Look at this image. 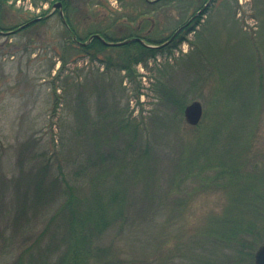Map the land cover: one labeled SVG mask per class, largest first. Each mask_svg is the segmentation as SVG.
I'll use <instances>...</instances> for the list:
<instances>
[{
  "label": "rangeland",
  "instance_id": "obj_1",
  "mask_svg": "<svg viewBox=\"0 0 264 264\" xmlns=\"http://www.w3.org/2000/svg\"><path fill=\"white\" fill-rule=\"evenodd\" d=\"M140 1L93 0L89 7L80 6L72 17L77 37L82 40L113 22L109 39L126 37L140 25V35L160 42L208 0H173L154 9L152 4L140 6ZM212 1L210 11L195 23L196 17L192 19L188 32L180 34L183 42L165 49L147 66H136L135 82L123 79L124 72L106 70L99 62L69 59L71 53L61 49L63 37H67L65 27L48 4L35 8L28 0H10L0 9V24L5 29L19 26L43 10L49 16L43 24L16 34H0V264H13L20 255L21 264L33 255L36 260L48 259L43 251L50 245L65 248L55 235L59 219L50 225L52 209L58 204L50 211L39 210L43 201L33 207L35 195L27 178L41 152L65 142L77 125L79 108L86 101L84 95L74 93L79 86L92 92L87 100L93 120L98 111L116 110L119 118L139 123L136 140L116 132L113 124L89 128L95 140L90 139L101 140L97 146L88 143L87 155L93 161L101 155L107 167L114 158L120 163L128 156L140 159L144 146L147 149L144 159L135 164L146 166L147 176L125 193L132 207L123 210L122 229L105 232L91 250L110 247L117 260L134 264H192V241L198 240L209 219L218 218L228 201L232 202L228 168L242 179L232 178L238 183V198L247 203L241 212L246 221L251 219V230L264 233V209H259L264 201V98L251 111V85L255 82L258 87L262 82L264 86V0ZM55 50L67 59L62 68ZM89 74L97 79L90 80ZM102 75L110 85L106 92L100 85ZM54 95H59L56 112L52 111ZM171 97L180 100L181 112ZM191 101L202 106L196 126L184 122L183 111ZM100 105L104 107L97 108ZM115 134L119 137L111 141ZM128 139L135 149L121 157ZM191 145L207 166L198 178L183 180L178 175ZM245 177L250 180L241 182ZM124 183L127 187L128 182ZM25 195L28 197L22 199ZM256 248L252 258L241 264H253ZM236 252L230 250L225 260ZM236 259L227 264H240Z\"/></svg>",
  "mask_w": 264,
  "mask_h": 264
},
{
  "label": "trees",
  "instance_id": "obj_2",
  "mask_svg": "<svg viewBox=\"0 0 264 264\" xmlns=\"http://www.w3.org/2000/svg\"><path fill=\"white\" fill-rule=\"evenodd\" d=\"M8 1L10 0H0V9L3 6H6ZM28 1L35 8H40L43 4H48L51 7L56 1L62 3L63 18L59 17L65 27L67 37H63L61 49L71 53L69 59L73 62L79 59H87L89 62H99V64L103 65L106 70L124 72L123 79L126 78L130 82H135L136 66H147L151 60L154 61L158 56L162 55L165 49L175 47L178 43L184 41V37H181L179 34L166 46L161 48L148 47L161 44L165 42L167 38L160 42L150 41L146 39L145 36L140 35V25L134 30V33L128 34L126 37L109 39L107 34L113 29L114 23L112 22L108 26L103 27L104 29L93 34H98L107 41L112 42L140 38L147 46L137 41H132L118 47H108L96 38H93L85 45H81L76 41L85 42L93 34L86 36L82 40L79 39L72 26V17L78 14L77 10L80 9V6L86 8L93 5L91 4L93 3V0ZM98 1L100 2V0ZM141 1L140 6L146 3L144 0ZM170 1L173 0H160L152 4L151 9H154L158 5L163 6L168 4ZM197 1L204 3V0ZM212 3L213 1L206 7L201 15L210 11V5ZM95 6L99 7L100 5ZM201 8L202 7H200V9ZM56 12L58 11L56 10ZM46 13L47 11L43 10L39 16L29 18L24 21L23 24L7 29L3 28L0 24V31H9V35H13L23 29L35 25L36 23L43 24L47 19H41L38 22H33V20L40 18L41 16L44 17ZM200 16L194 20V23L200 18ZM24 24H26V26L20 28V26ZM186 32H188V30ZM73 38L76 40H73ZM107 51H109V53L112 51L115 55L111 53L109 55ZM55 52L56 55H60L61 57L63 62L61 65L62 68L67 59L62 56L64 55L63 53L57 50H55ZM257 63H260L259 59ZM252 72H255L254 68L252 69ZM89 75H91L89 78L90 80L93 81L94 79H97L94 74ZM259 76L260 79H262L261 73ZM100 78L102 80L100 84L101 89H103V91L106 89L108 90L110 85L106 83V76L104 77V75H102ZM53 82L54 80L52 81V91L53 94H55L57 86L54 85ZM121 82L122 79L120 80V83ZM254 85H251V111L264 98V86L262 82L258 87L255 82ZM97 89L99 90L100 88L97 87ZM64 92L66 93L67 90H64ZM74 93L77 95H84L86 100L85 102H82L79 108L78 113L81 114V116L80 118L78 116L77 125L74 129L71 128V134L65 142H59L54 146L52 144V148L45 149V151L43 150V153L41 152L40 156L34 163L33 168L28 171L29 176L27 178L31 181V184L27 186L32 189V194L34 193L35 195V202H32L33 207L38 206L40 201H43L39 210L50 211L56 203L58 204L52 209L54 215L50 219V225L53 224L54 219H59V227L56 228L55 235L60 236L65 248L64 250L61 248L54 249L50 245L49 248H46L43 251V253L47 254L46 257L48 259L43 258L36 260V257L33 255V258H31L26 264H134L131 260H117V258L113 257L110 247H98L94 250H91V247L95 241L99 240V238L105 234V232L110 233L117 231V229H122L123 217L126 215V212H123V210L132 207V205L129 206V202L125 198V193L131 189L129 187H133L136 184L139 178H145L147 176L146 172H148V170L146 169V166L141 164L137 167L135 165L144 159L147 149L144 146V157H141L140 159H130L128 156L127 160L120 163L118 159L114 158L110 161V165L107 167H105V161L103 157H100L101 155L97 160L93 161L91 156L87 155L86 149L88 151L91 149L88 143L97 146V142L101 141L97 140V142H93L90 139H94L92 131L89 129L91 127L98 125L102 128L105 124H113V126L117 128L116 132L119 131V133H125L129 135L130 139L134 138L136 140L138 138L137 129L139 123L130 121L128 118H119L120 112L116 110H107L106 113L98 111L99 114L97 113V120H93L89 115L91 107H89V101L87 100L89 96H92V92L79 86ZM66 95H68V92ZM54 96V107L52 111L56 112L59 95ZM70 98L71 97H69L68 100H70ZM171 99L175 104H178V109L181 112L183 107L180 100L176 97H171L170 100ZM103 107V105H100L97 108ZM141 124L142 123L140 122V126ZM128 130H133L134 134L133 132L129 134ZM116 135L117 134L111 136L109 139L113 138L114 141L119 137ZM130 139L126 141V149L121 153V157L127 156L126 153H128V150L135 149L134 144L132 145V142H129ZM107 140H105L106 143L112 141V139L111 141ZM31 142L35 143L34 141ZM190 147L187 155V163L185 161L184 163L182 162L183 165L179 172L181 174L178 175V178L183 180H188L192 176L193 178L197 177L199 173L204 170V167L207 166L201 161L202 157L200 155L198 156L197 149H193L192 145ZM30 148H32V145ZM186 151L187 148L183 152ZM221 159L222 157H220V161ZM230 159L233 160L232 158ZM230 159L229 162H231ZM219 164L221 166L223 165L222 162ZM228 173L227 176L229 177V180L231 179L232 183L227 187H229L230 191H233L232 202L229 203L228 201L223 213L218 218L209 219L200 229L201 234L199 235L198 240L195 239L192 241L193 244L191 248L194 251L193 257H190V259H193L192 264H227V262H232L233 258H237L236 260L241 264L244 263V261L251 259L252 251L259 243L264 242V233H261L263 230H251V219L246 221L247 218L244 215V208L247 206V203L245 200L238 198V192L235 190L236 184L238 183H235L234 180H242L241 177H239L238 174L236 175L235 172L232 171V168H228ZM251 174H255L254 171H251ZM232 178L234 180H232ZM245 178L246 179L241 182L250 180L247 177ZM125 180L128 182L127 187L124 183ZM257 190L258 189L256 188V191ZM25 192H27L26 189L23 194H25ZM257 193L261 195L258 191ZM27 197L28 196L25 195L22 199H26ZM231 203L232 205H230ZM260 208L264 209V201L261 203L259 209ZM235 211L237 212L236 214ZM247 215L251 216V213H248ZM262 218L264 219V211ZM248 234L249 238H245ZM197 248L200 251H198ZM232 249H234V251L237 250L235 256L231 257L228 255L229 259L225 260L227 254H229ZM221 252L224 253L222 254L224 255V262L220 260L221 255L219 254ZM21 262L22 255H20L18 260L13 264H21Z\"/></svg>",
  "mask_w": 264,
  "mask_h": 264
},
{
  "label": "water",
  "instance_id": "obj_3",
  "mask_svg": "<svg viewBox=\"0 0 264 264\" xmlns=\"http://www.w3.org/2000/svg\"><path fill=\"white\" fill-rule=\"evenodd\" d=\"M145 1L150 3V4H153V3H155L158 0H145ZM208 3H209V1L207 2V4ZM206 5L203 6V8L201 10H199L195 14L194 17L200 15L203 12V10L205 9ZM61 7H62V5H61L60 2H56V3H54L52 5V9H58L59 10V14L62 17ZM39 20H40V18H37V19L33 20V22H38ZM179 31H181V29H179L176 32V34ZM93 38H96V39L100 40L102 42V44H104L106 46H109V47L125 45V44H128V43L132 42V41H137V42L143 44V42L140 39H137V38L124 40V41H121V42H107L103 38H101L99 35H96V34L92 35L91 37H89L88 40L85 43H80V42H77V43H79L81 45H85L86 43H89ZM155 48H158V46H155ZM183 117H184V121H185L186 124H188L190 126H196L200 122V120L202 118V106H201V104L198 101L190 102L184 108ZM253 264H264V243L261 244L260 246H258L257 249L255 250L254 257H253Z\"/></svg>",
  "mask_w": 264,
  "mask_h": 264
}]
</instances>
